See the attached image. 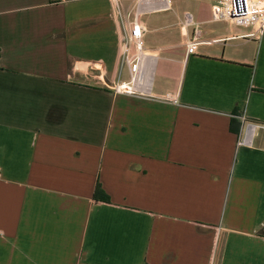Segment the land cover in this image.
Wrapping results in <instances>:
<instances>
[{
	"label": "crops",
	"instance_id": "0c3cea01",
	"mask_svg": "<svg viewBox=\"0 0 264 264\" xmlns=\"http://www.w3.org/2000/svg\"><path fill=\"white\" fill-rule=\"evenodd\" d=\"M217 2L0 0V264H264V32Z\"/></svg>",
	"mask_w": 264,
	"mask_h": 264
},
{
	"label": "built area",
	"instance_id": "2783aa9c",
	"mask_svg": "<svg viewBox=\"0 0 264 264\" xmlns=\"http://www.w3.org/2000/svg\"><path fill=\"white\" fill-rule=\"evenodd\" d=\"M211 18L213 20H227L237 25H252L254 30L250 36H260L264 32V0H218L212 7ZM191 22V16L186 15L185 23ZM201 41L198 33L186 41L185 49L187 54L196 52ZM145 29L135 19L130 25L124 28L119 39V60L121 66H126L128 78L108 83L106 86L114 93L130 96H144L147 86L144 68V58L148 55L144 49ZM174 101L175 99L172 98ZM242 127L237 138V145L249 146L258 130L264 131L263 122L249 121L245 114L240 115Z\"/></svg>",
	"mask_w": 264,
	"mask_h": 264
},
{
	"label": "trees",
	"instance_id": "16d2710c",
	"mask_svg": "<svg viewBox=\"0 0 264 264\" xmlns=\"http://www.w3.org/2000/svg\"><path fill=\"white\" fill-rule=\"evenodd\" d=\"M94 194H95V197H97V198H101V199H103V198L105 197V196H104V193H103V191L101 190V188H100L99 185L96 186Z\"/></svg>",
	"mask_w": 264,
	"mask_h": 264
},
{
	"label": "bare ground",
	"instance_id": "6f19581e",
	"mask_svg": "<svg viewBox=\"0 0 264 264\" xmlns=\"http://www.w3.org/2000/svg\"><path fill=\"white\" fill-rule=\"evenodd\" d=\"M151 73H152V66L149 65V76L151 75Z\"/></svg>",
	"mask_w": 264,
	"mask_h": 264
}]
</instances>
